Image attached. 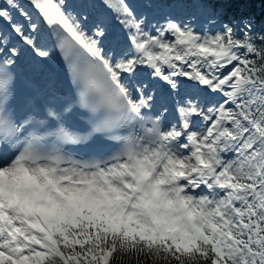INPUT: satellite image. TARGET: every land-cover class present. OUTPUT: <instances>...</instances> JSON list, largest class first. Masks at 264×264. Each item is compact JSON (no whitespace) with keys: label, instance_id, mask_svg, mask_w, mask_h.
<instances>
[{"label":"snow or ice","instance_id":"6c2138e0","mask_svg":"<svg viewBox=\"0 0 264 264\" xmlns=\"http://www.w3.org/2000/svg\"><path fill=\"white\" fill-rule=\"evenodd\" d=\"M0 264H264V0H0Z\"/></svg>","mask_w":264,"mask_h":264},{"label":"trees","instance_id":"16d2710c","mask_svg":"<svg viewBox=\"0 0 264 264\" xmlns=\"http://www.w3.org/2000/svg\"><path fill=\"white\" fill-rule=\"evenodd\" d=\"M253 7H254L255 11L259 14L262 6L259 3H256Z\"/></svg>","mask_w":264,"mask_h":264}]
</instances>
